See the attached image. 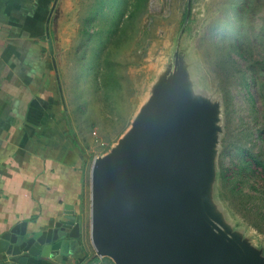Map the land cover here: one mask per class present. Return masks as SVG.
<instances>
[{
	"label": "rangeland",
	"instance_id": "obj_1",
	"mask_svg": "<svg viewBox=\"0 0 264 264\" xmlns=\"http://www.w3.org/2000/svg\"><path fill=\"white\" fill-rule=\"evenodd\" d=\"M66 5L65 34L77 35L76 51L70 47L61 60L70 66L71 107L86 95L79 106L84 118L75 122L90 155L82 264H116L93 244L95 159L121 143L153 90L181 72L192 95L219 104L210 188L215 210L264 251V0L61 2Z\"/></svg>",
	"mask_w": 264,
	"mask_h": 264
},
{
	"label": "water",
	"instance_id": "obj_2",
	"mask_svg": "<svg viewBox=\"0 0 264 264\" xmlns=\"http://www.w3.org/2000/svg\"><path fill=\"white\" fill-rule=\"evenodd\" d=\"M153 91L121 143L94 161L98 255L116 264H264L263 249L226 225L211 201L219 104L192 95L183 72ZM71 223L79 237V219ZM57 235L25 242L48 256L65 248Z\"/></svg>",
	"mask_w": 264,
	"mask_h": 264
},
{
	"label": "crops",
	"instance_id": "obj_3",
	"mask_svg": "<svg viewBox=\"0 0 264 264\" xmlns=\"http://www.w3.org/2000/svg\"><path fill=\"white\" fill-rule=\"evenodd\" d=\"M62 1L0 0V264H82L88 256L90 155L75 122L86 95L71 107L61 58L77 35L65 34ZM57 230L64 249L29 252L25 240Z\"/></svg>",
	"mask_w": 264,
	"mask_h": 264
},
{
	"label": "trees",
	"instance_id": "obj_4",
	"mask_svg": "<svg viewBox=\"0 0 264 264\" xmlns=\"http://www.w3.org/2000/svg\"><path fill=\"white\" fill-rule=\"evenodd\" d=\"M257 163V162H256ZM261 163L259 162V165H260Z\"/></svg>",
	"mask_w": 264,
	"mask_h": 264
}]
</instances>
